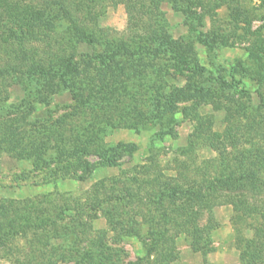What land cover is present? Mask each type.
I'll return each instance as SVG.
<instances>
[{
	"label": "rangeland",
	"instance_id": "1",
	"mask_svg": "<svg viewBox=\"0 0 264 264\" xmlns=\"http://www.w3.org/2000/svg\"><path fill=\"white\" fill-rule=\"evenodd\" d=\"M160 9L165 20L160 36L183 62L164 55L151 67L136 68L115 112L76 110L70 89L56 92L54 81L41 76V85L30 87L25 68H11L0 83L2 99L8 96L0 104V144L9 138L26 144L69 113L61 137L70 140L91 123L105 126L108 156L119 164L98 165L86 177L84 163L99 164L98 157L35 169L29 159L1 153L0 212L6 220L0 216V233L9 230L6 222L20 221L11 202L45 195L55 202L43 207L52 220L47 230L39 236L29 230L0 245V264L18 259L75 264L80 258L75 253L93 252L96 258L101 243L115 264H245L238 241L252 238L250 219L234 218L231 205L204 212L195 225H186L180 215L196 202L189 191L205 190L214 178L247 171L264 175V0H165ZM94 10V23L108 37L151 39L144 28L129 31L124 5L98 1ZM79 54L75 62L92 66L82 56L93 54L90 47L81 44ZM38 88L42 93L33 100ZM182 88L196 97L177 100ZM30 90L32 103L23 110ZM169 96L173 100L163 104L161 98ZM187 108L193 109L189 117L182 113ZM54 143L44 142L46 152H53ZM160 174L158 183H147ZM152 231L159 234L157 241L150 238ZM191 235L199 238L196 251Z\"/></svg>",
	"mask_w": 264,
	"mask_h": 264
},
{
	"label": "trees",
	"instance_id": "2",
	"mask_svg": "<svg viewBox=\"0 0 264 264\" xmlns=\"http://www.w3.org/2000/svg\"><path fill=\"white\" fill-rule=\"evenodd\" d=\"M98 1L124 5L128 13L129 31L144 28L151 39L136 40L132 35L128 36L129 38L108 37L105 30L94 23L96 13L94 9ZM162 1L165 0H0V83L5 82L3 80L7 78L11 68L18 70L25 68L27 71L25 74H28L30 80L27 85L30 87L38 83L41 85L37 81L41 76L54 81L58 88L56 92L59 88L70 89L73 99L77 101L76 110L82 107L90 108L92 111L100 109L105 112L110 109L115 112L119 96L123 92L125 95L128 93L126 90L130 84L128 82L136 75L134 71L136 68L151 67L154 60L164 55L173 62H183L170 47V41L160 36L165 25L164 13L160 9ZM83 43L93 50V54L82 55L92 61V66L88 63L75 62L76 57L81 55L79 47ZM194 69L198 71L199 67L196 66ZM41 88L37 89L33 100L36 96L40 97L43 89ZM175 94L177 100L196 97L185 88L178 89ZM32 96L34 94L30 90L21 103L23 110L30 107ZM7 97L6 95L5 98ZM172 97L161 98L162 103L168 104ZM5 98L2 99L0 93V104L5 102ZM192 111L193 109L187 108L182 113L189 117ZM70 116L72 114H65L58 119L59 126L54 125L50 130L42 131L40 136H33L31 141L29 138L26 144L21 138L3 137L6 142L0 144V155L5 153L17 160L29 159L35 169L58 164L64 160L75 159L83 162L86 157H98L99 164L84 163L83 175L86 177L98 165L106 167L119 165L114 162V158L108 156L109 151L104 140L105 126L97 128L93 123L88 124L81 130L76 129L72 139L64 140L60 128L66 125V120ZM110 120L111 117L105 124L108 125ZM50 140H55L53 155L46 152L44 144ZM152 160L150 157L147 158V162L154 166L155 161L151 162ZM150 167L147 166L145 169L149 170ZM162 175L147 183L153 186L160 178L162 179ZM79 178L84 179L85 176ZM181 191L178 192L180 195L186 193ZM129 193L125 194V197L122 196V200L129 198ZM169 194L171 195V192ZM187 196L194 197L196 202L191 205L192 207H189V204L185 212H182L183 216L180 215L185 219L186 225H195L201 214L206 212L211 215L218 205H231L235 213L234 218L250 219L253 236L246 240L239 239L238 243L243 247L240 258L245 264H264V175L247 171L238 176L214 178L205 190H190ZM118 201H121V198ZM53 202L55 200L51 195L42 196L40 200L11 202L15 216L20 221L6 222L9 230L0 233V245L13 239L15 235L26 234L29 230L35 236H39L36 235L39 231L47 230L48 221L52 220L42 211L44 206H50ZM114 209L116 208L112 207L110 210ZM3 213L4 211H1L0 216ZM2 218L6 220L5 215ZM187 231L185 232L188 233ZM149 236L155 241L159 239V234L153 231ZM191 237L194 239L192 246L197 250L195 245L199 238L196 235ZM104 245L103 243L98 245L100 250L96 258L93 252L75 253L74 256H80L75 264H82L86 260L92 264L94 261V264H115L112 263L114 255ZM14 264L24 262L18 259ZM46 264L56 263L47 261Z\"/></svg>",
	"mask_w": 264,
	"mask_h": 264
}]
</instances>
